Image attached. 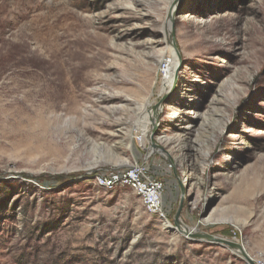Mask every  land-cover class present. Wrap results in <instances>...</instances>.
<instances>
[{"label": "rangeland", "instance_id": "374dc122", "mask_svg": "<svg viewBox=\"0 0 264 264\" xmlns=\"http://www.w3.org/2000/svg\"><path fill=\"white\" fill-rule=\"evenodd\" d=\"M198 232L264 264V0H0V264H250Z\"/></svg>", "mask_w": 264, "mask_h": 264}, {"label": "built area", "instance_id": "2783aa9c", "mask_svg": "<svg viewBox=\"0 0 264 264\" xmlns=\"http://www.w3.org/2000/svg\"><path fill=\"white\" fill-rule=\"evenodd\" d=\"M89 178L97 189L112 191L119 187H126L132 190L147 213L162 222L168 221L163 207L165 185L160 179L151 176L143 162L134 161L120 167L104 169Z\"/></svg>", "mask_w": 264, "mask_h": 264}, {"label": "bare ground", "instance_id": "6f19581e", "mask_svg": "<svg viewBox=\"0 0 264 264\" xmlns=\"http://www.w3.org/2000/svg\"><path fill=\"white\" fill-rule=\"evenodd\" d=\"M172 14H170V16L168 17V19H169V22H171L170 21V19H172L173 17H174V8L172 9V12H171ZM134 15H136V14H134ZM173 16V17H172ZM137 18H139L140 20H142V21H144V22H151V21H153L152 20V18H150V17H148V15L146 14V16L145 15H138V17ZM153 23V22H152ZM151 42H156L157 43V45H154V46H152V45H149V44H144V45H142V47L140 46V48H141V50L143 51V55H150V51H149V49H151V48H155V46H160V47H162L163 46V43H164V36L162 35V32H160L159 30H157V32L155 33V35H153V39L152 40H150ZM149 41V42H150ZM164 48V47H163ZM163 48H161L160 49V54L162 55V53H163ZM159 51V50H158ZM170 61V60H169ZM167 72V73H166ZM165 72V75H164V77H166V76H168V80H169V78L172 76V75H174V77H175V75H176V63H174L173 61H172V63H171V65H170V68L168 69V71H166ZM168 80L166 81L167 83L165 84V87H164V90H163V93H165V92H168L169 91V89L171 88V84L170 83H168ZM142 133H145V129L144 128H142ZM95 157H97V155L95 156ZM166 222L164 221V225H166L165 224ZM179 225L180 226H183L182 225V223L179 221ZM167 226V225H166ZM184 228V227H183ZM189 230V229H188ZM262 264V263H261Z\"/></svg>", "mask_w": 264, "mask_h": 264}, {"label": "water", "instance_id": "95a60500", "mask_svg": "<svg viewBox=\"0 0 264 264\" xmlns=\"http://www.w3.org/2000/svg\"><path fill=\"white\" fill-rule=\"evenodd\" d=\"M161 102H159L156 106H155V111H154V113H153V118H152V128H151V131H149V133H148V138L151 140V142H150V146L151 147H158V145H156L154 142H152V134H153V132H154V130H155V127H156V125H157V115H158V110H157V107L158 106H160L161 104H160ZM160 150H162V148L161 147H158ZM179 218H180V206L178 207V209H177V211H176V213H175V215H174V224L177 226V227H179L180 225H179ZM190 231H192V230H190ZM188 233H190V232H188ZM196 235H198V236H203L204 238H206V239H209V240H211V239H214V240H216V241H219V242H222V243H227L229 246H231L232 248H236V249H238L247 259H248V261H249V263L250 264H256V263H254V261L241 249V245H239L238 243H235V242H232V241H228V240H225V239H223V238H219V237H214V236H212V235H209V234H206V233H195Z\"/></svg>", "mask_w": 264, "mask_h": 264}]
</instances>
